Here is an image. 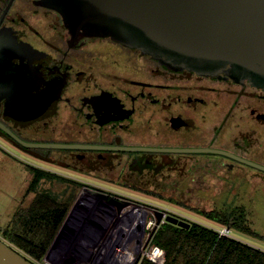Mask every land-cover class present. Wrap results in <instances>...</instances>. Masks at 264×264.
<instances>
[{"label":"flooded vegetation","instance_id":"1","mask_svg":"<svg viewBox=\"0 0 264 264\" xmlns=\"http://www.w3.org/2000/svg\"><path fill=\"white\" fill-rule=\"evenodd\" d=\"M46 2L0 0V60H10L0 121L26 141L98 146L25 151L72 171L44 170L61 180L69 209L82 199L106 209L123 204L130 217L153 221L143 233L148 238L156 226L152 238L169 206L110 185L156 194L170 208H244L228 200V192L250 194L252 204L264 208V170L238 159L264 166V89L224 71L175 70L110 37L73 33ZM3 92L20 103V115H11ZM157 211L163 213L159 224Z\"/></svg>","mask_w":264,"mask_h":264},{"label":"water","instance_id":"2","mask_svg":"<svg viewBox=\"0 0 264 264\" xmlns=\"http://www.w3.org/2000/svg\"><path fill=\"white\" fill-rule=\"evenodd\" d=\"M44 1H47L46 5L61 14L65 24L73 33L82 30L87 36L110 37L175 70L187 69L201 75H216L224 71L236 81L247 79L252 85L264 89V0ZM9 63V59L0 60V90L4 88L2 81L7 79L8 75L5 71ZM2 97L7 99L11 115H20V103L16 98L9 92H3ZM0 130L26 148L98 147L26 141L1 121ZM116 148L181 152L211 151L227 154L222 150L202 148L161 149L136 146ZM238 159L264 170V166L255 162ZM118 207H123V204ZM162 215L163 213L157 211V224L161 221ZM165 221L182 228H189L191 225L189 221L173 214H167ZM66 223L65 220L64 225ZM64 225L62 230L66 226ZM144 227L145 221L142 219L137 228L140 232L137 241L139 244ZM155 229L156 226L146 239V243L150 241ZM139 259L137 256L134 264H137ZM0 264L36 263L0 239Z\"/></svg>","mask_w":264,"mask_h":264},{"label":"rangeland","instance_id":"3","mask_svg":"<svg viewBox=\"0 0 264 264\" xmlns=\"http://www.w3.org/2000/svg\"><path fill=\"white\" fill-rule=\"evenodd\" d=\"M35 168L54 173L57 172L56 174L60 172H72L53 161L35 158L0 136V229L8 223L13 213L19 207L31 202L37 193L47 192L63 199V193H60L61 180L56 176L46 175L30 189V184L36 172ZM110 186V189L128 195L131 198L143 200L154 205L169 206L167 209H164L165 212L181 216L186 221L198 222L216 231L227 227L207 218L204 214L206 212H219L222 216L229 208H185L180 206L170 208L171 204L163 201L156 194L145 193V191L130 186ZM207 194L210 195L209 192ZM225 196L228 200L244 203L246 223L250 227L249 232L230 228L227 236L236 238L264 251V208L255 207L251 202L250 194H243L242 196L241 193L228 192ZM129 212V207L116 208L111 206V209H106V207H100L96 201L89 202L82 199L69 209L66 226L63 223L65 227L63 230L60 229L56 234L50 246L52 248L51 251H55V254L68 253L77 245L81 246L78 248L81 251L83 246H88L89 244L95 245L98 242L100 245V243L105 242L108 243L109 247L116 245L117 251L131 253V264H134L140 249H144L142 247L148 243H146L147 237L145 240H141L140 244H143V246L132 237L130 238L133 233L123 224L128 219H133V216L130 217ZM104 230L105 233L101 235V232ZM57 236L59 237L56 240ZM0 239L27 256L22 250L5 240L1 235ZM137 246L140 247L137 248ZM46 255L48 254L46 253ZM28 258L31 259L30 257ZM34 262L40 264V262Z\"/></svg>","mask_w":264,"mask_h":264},{"label":"trees","instance_id":"4","mask_svg":"<svg viewBox=\"0 0 264 264\" xmlns=\"http://www.w3.org/2000/svg\"><path fill=\"white\" fill-rule=\"evenodd\" d=\"M0 135L23 151H33L21 146L2 130ZM35 169L30 189L47 174L44 170ZM68 211L69 202L47 192L37 193L31 202L13 213L8 223L0 229V235L33 261L41 262ZM204 216L229 229L250 231L244 208H229L222 216L219 212H206ZM190 224L189 228H182L168 222L162 223L150 239L151 244L160 248L159 259L152 262L143 257L138 264H264L263 250L219 234L198 222Z\"/></svg>","mask_w":264,"mask_h":264},{"label":"built area","instance_id":"5","mask_svg":"<svg viewBox=\"0 0 264 264\" xmlns=\"http://www.w3.org/2000/svg\"><path fill=\"white\" fill-rule=\"evenodd\" d=\"M141 222L140 216H136L128 219V221L124 222L125 227L129 228V231H131L133 239L138 241V238L140 237V232L137 229L138 224ZM153 221L151 219H148L145 225V228L147 230L151 229L153 226ZM228 229L222 228L218 232L219 234H228ZM105 233V230L101 232V235ZM125 236V234H124ZM123 236V237H124ZM128 236V235H127ZM148 236V233L143 235L142 239L145 240V238ZM129 238V237H128ZM129 238V239H130ZM150 244V241L148 244L140 249L137 256L139 258L146 257L150 261L155 262L159 259L160 255V248L157 245ZM143 246V244H140ZM81 246H74L72 248V251H69L68 253H62V254H55V251H51L48 249V252L43 260L40 262V264H131V253H127L125 251H117L115 247L116 245L109 247L108 243H100L99 242L95 245L89 244L88 246H83L82 250L78 249ZM140 246H137L139 248ZM98 250V251H97ZM119 254V255H117ZM122 254V256H121ZM130 254V260L126 258V255Z\"/></svg>","mask_w":264,"mask_h":264},{"label":"bare ground","instance_id":"6","mask_svg":"<svg viewBox=\"0 0 264 264\" xmlns=\"http://www.w3.org/2000/svg\"><path fill=\"white\" fill-rule=\"evenodd\" d=\"M140 212V211H139ZM139 212H136V213H139ZM116 253V252H115ZM117 254V253H116ZM117 255H119V254H117ZM121 256H122V254H121ZM126 258L128 259V261L130 260V254H128V255H126Z\"/></svg>","mask_w":264,"mask_h":264},{"label":"clouds","instance_id":"7","mask_svg":"<svg viewBox=\"0 0 264 264\" xmlns=\"http://www.w3.org/2000/svg\"><path fill=\"white\" fill-rule=\"evenodd\" d=\"M226 228H228V227H226ZM228 230H229V228H228ZM226 235V234H225ZM228 235V234H227Z\"/></svg>","mask_w":264,"mask_h":264}]
</instances>
